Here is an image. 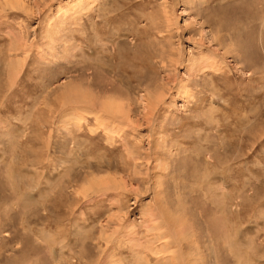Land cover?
I'll return each mask as SVG.
<instances>
[{"label": "rangeland", "instance_id": "obj_1", "mask_svg": "<svg viewBox=\"0 0 264 264\" xmlns=\"http://www.w3.org/2000/svg\"><path fill=\"white\" fill-rule=\"evenodd\" d=\"M262 2L0 0V264H264Z\"/></svg>", "mask_w": 264, "mask_h": 264}, {"label": "bare ground", "instance_id": "obj_2", "mask_svg": "<svg viewBox=\"0 0 264 264\" xmlns=\"http://www.w3.org/2000/svg\"><path fill=\"white\" fill-rule=\"evenodd\" d=\"M262 3H264V2H262ZM264 39H262V41H263ZM264 44V43H263ZM264 48V47H263ZM243 50V49H242ZM245 51V50H244ZM264 52V51H263ZM242 53V52H241ZM244 54V53H243ZM242 54V55H243ZM245 57H246V51H245ZM248 57H249V55H248ZM253 61V60H252ZM75 95H78V96H80L81 98H84V99H89L90 101H92L91 100V98H90V94H88V93H85V91H83V92H81V91H79L78 89H77V91H75V93H74ZM77 97V96H76ZM21 166V165H20ZM15 181V180H14ZM51 248H53V247H51ZM66 262V261H65ZM73 263V262H72ZM75 263V262H74ZM66 264V263H65Z\"/></svg>", "mask_w": 264, "mask_h": 264}]
</instances>
